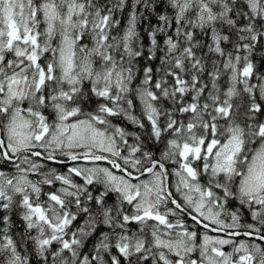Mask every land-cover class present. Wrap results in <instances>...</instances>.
I'll return each mask as SVG.
<instances>
[{
	"label": "snow or ice",
	"instance_id": "snow-or-ice-1",
	"mask_svg": "<svg viewBox=\"0 0 264 264\" xmlns=\"http://www.w3.org/2000/svg\"><path fill=\"white\" fill-rule=\"evenodd\" d=\"M0 264H264V0H0Z\"/></svg>",
	"mask_w": 264,
	"mask_h": 264
}]
</instances>
